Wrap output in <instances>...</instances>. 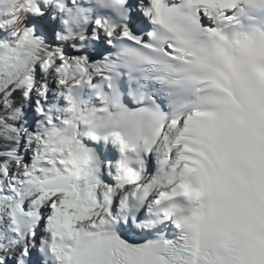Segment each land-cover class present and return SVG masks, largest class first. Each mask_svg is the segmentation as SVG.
Instances as JSON below:
<instances>
[{
    "label": "snow or ice",
    "instance_id": "obj_1",
    "mask_svg": "<svg viewBox=\"0 0 264 264\" xmlns=\"http://www.w3.org/2000/svg\"><path fill=\"white\" fill-rule=\"evenodd\" d=\"M0 264H264V0H0Z\"/></svg>",
    "mask_w": 264,
    "mask_h": 264
}]
</instances>
